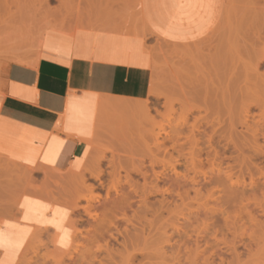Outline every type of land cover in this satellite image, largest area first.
<instances>
[{"label": "rangeland", "instance_id": "1", "mask_svg": "<svg viewBox=\"0 0 264 264\" xmlns=\"http://www.w3.org/2000/svg\"><path fill=\"white\" fill-rule=\"evenodd\" d=\"M34 1L38 2V0ZM64 1L66 0H50V6L48 5V8L55 10L60 7L59 11L62 15L60 16V12L57 13L56 11L58 10H56L53 16L55 20L62 17L65 19L64 22L62 21L64 20L63 18L60 21L57 20L62 26L57 25V27L56 24L58 23H55L54 26L52 22L55 20L50 18L52 26L49 25L43 29L40 26L30 30V32L26 30L27 22L24 23L25 25L23 24L24 14L21 15L23 19L18 16L22 20L15 21L17 25L14 23H12L14 25H11L9 23L11 20L9 22L5 20V17L8 16L5 14L6 9L3 8L4 11L2 10V1H0V47H3L2 45L5 46L2 49L3 52H0V91L4 85L6 70L11 64H33L42 56H52L48 52H53V57L59 60L73 51L76 55L89 56V51L96 48L101 49L107 55L117 57L119 62L137 66H151L154 71L153 83L157 94L151 95L141 105L130 102L131 108L126 111L125 109L116 108L113 104V102L122 101L107 100L100 101L96 109H93L89 104H82L75 108L74 121L80 125V131L91 135V129L95 123L90 159L81 170L83 160L90 149L87 146L82 158L74 168L78 173L42 171L43 179L32 178L27 181L32 190L40 191L50 201L24 197L19 204L23 210V218L44 227L47 231L50 230L52 238L50 242H43L40 234L36 233L39 236L35 235L33 245L27 255L28 258L26 257L29 260L25 259L22 264H264V213L261 212L263 209L260 207V203L264 200V189L261 187L262 185L264 186V173L261 174L264 170L258 172L255 166H252L255 180L257 179V182L263 183L262 185L258 183L253 188L249 186L251 180L248 178L247 173L245 174L244 181L246 185L252 191L254 189L255 193L249 189L250 191L243 196L241 190L230 189V183H208V181L217 177L216 166L218 164H221L222 169L226 171L228 166L234 165L235 158L239 157L240 159L238 158L237 160L239 162L245 159L248 164H261L262 166L260 167H263L264 156H257V161L256 157L250 159L254 154L255 143L252 133L246 131L240 124L237 125L238 134L243 133L245 136L241 134L240 136H243L245 141H240L242 137L238 135V141L241 146L238 145L241 151L237 154L231 153L233 151L232 147L229 153L222 154L225 143L221 141L224 145L220 142V147H218L220 143H215V146H213L214 149L217 146L216 149H218L215 150L220 153V156L213 161V156L208 157L213 150L209 149L207 144L206 146L203 144L206 141L205 137L210 135L212 129L208 121L214 120L210 111L206 112L207 115L204 111H207L210 102L221 101L220 98L216 99L213 97L211 99L210 96H214V94L212 92L207 94L205 86L211 84L214 89L216 87L224 90L229 88L228 90L234 89V91H230L231 93L235 92L237 95L240 93L238 85L242 84L244 86L246 84L243 78L245 79V70H247L248 63L251 60L245 47L246 44L243 42V35H252L253 33L249 29V23H247L245 17L251 12H255L261 14L264 18V0H224V8L227 6L229 9V19L222 24V19H220L216 27L206 37L197 41L194 40L211 28L215 20L211 21L201 33L191 34L189 31L191 28L186 31H174L168 29L167 26L166 28L159 27L145 17L153 34L147 29L140 28L136 31L132 27L137 22L136 7L132 5H135V0H129L131 3L127 0L126 2L125 0H70L69 4L73 5L66 4V7L61 4ZM12 7L14 6L12 5ZM14 8H11L10 12L11 10L16 11ZM12 13L15 14L11 12L9 16H11V19H15L14 17L16 16L12 15ZM64 14L65 16H63ZM219 24L223 26L221 31L218 29L220 28ZM261 24L259 29L264 33V19ZM92 31L96 32L97 35L93 34ZM103 32H113L120 35L103 34L102 38L99 35ZM142 38L146 39L148 48L154 55L152 61H150L149 54L141 51ZM102 39L105 40L103 41ZM261 42V46H263L264 40ZM234 50L244 51V55L241 57H244V59H239L235 65L226 61L227 53H232ZM224 63H226V66H228L227 64H233L234 66L230 65L231 67L225 68L226 66H223ZM243 63H245V66L247 65L246 69ZM215 65L217 68H215ZM210 67L211 69H209ZM228 68H233L234 70L226 71ZM215 70L218 73L214 74ZM230 72H234V74L236 72V74L239 73L242 76L245 74L242 78L244 83L238 82L241 78H238L240 75L236 74L235 77L232 76V81ZM258 72L260 73L258 74L259 76H256L255 73L252 74L256 76L255 78L263 76L261 77L263 79L258 78L260 83L264 80V68L262 67ZM252 74H250L251 78H253ZM228 75H230V78H227L229 77ZM198 78L200 79L198 80ZM192 79L197 80L192 81ZM208 79L212 82L210 83ZM223 79L225 80L224 84ZM227 79H229V82ZM177 80L180 81V84L176 83ZM256 80L250 81V85L253 86ZM197 81L201 82L199 87ZM262 83H256L255 86L260 85L261 87ZM181 84L182 86H180ZM236 84H238V88ZM263 85L262 89L264 90ZM191 87L195 89V93H200V95L195 94L194 91L192 92ZM256 88L254 87V91ZM262 89L260 90L261 93H258L259 89H256L257 93L253 95V97L256 96L255 104H258L260 108L264 107V103L260 104V102H264ZM187 91L188 95H186ZM243 93L245 94L244 91ZM217 94H219L218 96L222 95L220 90ZM197 95L198 97H196ZM206 95L209 96L207 97ZM239 95L241 96V93ZM199 96L201 97L199 98ZM229 96L232 97L234 95L231 94ZM102 102H105L104 106L100 105ZM255 104L250 107L251 116L253 115L254 117L252 116V118L255 119L249 120L251 125L254 122L255 125L258 123L259 114H261L259 107H253ZM222 110L221 115L223 116L221 118H223L221 120L228 123V115L225 117L226 111L223 108ZM208 115L210 116L208 117ZM226 123L223 124L225 127L227 126L225 125ZM261 123L262 125L264 124L263 122ZM195 124L198 129L195 131L198 136L200 135V139L202 138V144L199 146L202 149L200 154H198L199 147H197L198 150L195 146L190 145L188 141H185L184 136L189 135L193 129L191 126L193 127ZM178 126L179 129L184 131V134L180 135L181 137L176 134L178 136L176 138L182 140L178 141L179 143L174 141L175 137L173 136L179 130ZM224 126L219 127L224 128ZM259 130L258 138L256 137L258 139L257 145L259 143V146L264 149V126L260 127ZM180 145H183V148ZM204 148L206 149L203 150ZM183 151L186 154L185 156L182 154ZM193 151L196 154L195 164L192 163L193 161L188 155ZM197 154L201 156L202 161H200L202 164L201 162L199 164ZM174 167H176V170L173 169ZM239 169L237 167L236 172ZM175 171L178 173L177 176L181 178L177 179L175 177ZM55 173L57 176H54ZM99 173L100 180L96 178ZM139 173H144L147 176L148 183H158L157 188L161 191L151 195L148 203L150 202L154 205L156 202L154 207L158 210L157 208H160L158 202L163 199V194L161 193L168 190V193L164 194V198L170 201L171 205H168L170 209H160L159 213L154 215L152 212V209L154 212L156 211L154 208H150L151 212L149 209L147 211V208H143L144 206L139 203L142 200L137 195L139 194L141 197V190L145 182L144 174L141 176ZM52 175L54 177H62L63 180L60 181L62 183L54 182V179L47 180L49 179L47 176ZM183 175L188 180L190 178L198 179L197 181L200 184L194 188L195 190L201 189L200 194H196L189 181L185 182V180H182ZM157 176L159 177L158 182L155 181ZM167 177L169 178L167 179ZM116 178L120 179L121 182ZM128 180L130 184L127 183ZM81 181L83 182L81 183ZM179 181L182 184L186 183L184 184L185 186L179 187ZM233 181L237 182V178L234 177ZM112 184L117 187L119 192H114ZM131 185H133L132 188L130 187ZM204 186L206 187L204 188ZM134 187L135 189L138 187L137 193L132 192ZM108 191L110 192L109 195H107ZM177 192L181 195L184 194L186 199H183L185 201L181 200ZM126 194L127 196L129 194L132 196V207L114 209L111 202L117 201L124 196L127 197ZM257 202L260 205L255 204ZM211 211H213V214H211ZM250 213L254 218L257 217L256 220L259 223L256 227L254 225L256 221L251 220Z\"/></svg>", "mask_w": 264, "mask_h": 264}, {"label": "crops", "instance_id": "2", "mask_svg": "<svg viewBox=\"0 0 264 264\" xmlns=\"http://www.w3.org/2000/svg\"><path fill=\"white\" fill-rule=\"evenodd\" d=\"M209 1L152 0L160 23L146 17L159 27L167 26L174 31L191 28L192 33L205 20ZM219 1L218 13L211 20H215L214 25L194 41L206 37L222 18L224 0ZM141 51L153 60L145 38H142ZM48 53L52 56H42L33 64L9 65L0 91V166L18 167L24 175L10 174L13 178H9V173L0 171V264H18L23 249L36 233L40 234L41 241H51L52 232L24 219L19 204L24 197L50 201L26 182L32 178L43 179L42 171L78 173L74 165L87 146L90 149L81 170L88 163L95 123L91 135L80 131V125L74 121L75 108L89 104L96 109L102 100L138 103L151 97L154 80L151 66L126 64L108 55L99 57L96 48L89 56L76 55L73 51L60 60L53 57V52ZM25 184L28 186L23 188Z\"/></svg>", "mask_w": 264, "mask_h": 264}, {"label": "bare ground", "instance_id": "3", "mask_svg": "<svg viewBox=\"0 0 264 264\" xmlns=\"http://www.w3.org/2000/svg\"><path fill=\"white\" fill-rule=\"evenodd\" d=\"M0 1H2V10H3V8L4 9H6L5 10V14H7V16L9 17V19H8V17H5V15H4V17L6 18L5 20H8V22L9 23H11V25H17V23H15V21H20V20H22L23 18L21 17V15H25L24 17V20H26L25 22H24V20H23V24L24 23H26V30H28V32H30V30H32V29H34V28H37V27H40V26H42V28L41 29H43V28H46V27H48L49 25L50 26H52V24H54V26H55V23H58V24H56V26L58 25V26H62L61 24H59L60 22V20L63 18H61V19H59V18H56V20L54 19V16H53V13H54V11H56V10H58V11H56L57 13L58 12H60L59 11V9H60V7L58 8V9H51V8H48V5L50 6V0H38V2H35L34 0H0ZM60 1V0H59ZM120 1V0H119ZM118 1V2H119ZM127 1H129V0H127ZM133 1V0H132ZM69 2H70V0H66V1H64L63 3H61L62 4V6H64V7H66L65 5L66 4H69ZM125 2H126V0H125ZM130 3H131V1H129ZM128 2V3H129ZM210 2V8H209V10H208V13H207V15H206V18H205V20L203 21V22H201L199 25H197L196 26V29L191 33V34H197V33H201L205 28H206V26L211 22V20L216 16V13H218V6H219V0H210L209 1ZM1 3V2H0ZM132 3H134V2H132ZM12 5L14 6V7H16V8H14V7H12ZM69 5H71V3L69 4ZM73 5V4H72ZM71 5V6H72ZM133 6H135L136 8V11H135V13H136V17H137V22H139L138 24H137V22H136V25H134V23H133V25L134 26H132V27H134L135 29H136V31H138V29H142V28H144V29H147V30H149V31H151V33H153L152 32V30L150 29V27L148 26V23H147V21H146V16L148 17V18H152V19H154V20H156L157 22H159L160 23V21L156 18V15H155V13H154V11H153V6H152V0H135V5L134 4H132ZM18 6V7H17ZM62 6H61V8H62ZM129 7V6H128ZM16 9V11H13V10H11V12H14L15 14H13L12 13V15H15L16 17H14L15 19H11V16H9V13H11L10 12V9ZM17 8H18V10H17ZM130 9H131V7H129ZM128 8V9H129ZM69 9H72V8H69ZM134 9V10H135ZM2 10H1V12H2ZM74 11H75V9H73ZM112 10V9H111ZM4 11V10H3ZM18 11V12H17ZM78 11V10H77ZM76 11V12H77ZM80 11V10H79ZM78 11V12H79ZM126 11H127V9H126ZM129 11H131V10H129ZM19 13L18 15H16L17 13ZM77 12V13H78ZM81 12V11H80ZM133 12V11H132ZM112 13H113V11H112ZM114 14V13H113ZM117 15H118V13H116ZM57 15H59V14H57ZM62 14H61V12H60V16H61ZM73 15H74V13H73ZM75 15H77V14H75ZM80 15V14H79ZM133 15V14H132ZM132 15H131V17H132ZM18 16H20L22 19H19V17ZM53 16V17H52ZM55 16H56V14H55ZM63 16H65V14L63 15ZM135 16V15H134ZM229 9H228V7L226 6L225 8H224V13H223V17L221 18L222 19V22H221V24L225 21V20H227V19H229ZM57 17V16H56ZM67 17V16H66ZM77 17H78V15H77ZM82 17V16H81ZM50 18H53L52 20H55V21H53L52 22V24L50 23L51 22V19ZM106 18V17H105ZM134 18V17H133ZM132 18V19H133ZM17 19H19V20H17ZM64 19V18H63ZM70 19V18H69ZM131 19V20H132ZM264 18H263V16L261 15V14H259V13H255V12H251L248 16H246L245 17V20H247V23H249L248 25H249V29H251V31L253 32L252 33V35H243V42L246 44V48H247V52H248V56L250 57V59L251 60H253V62H251V60H250V63H248L249 65L247 66V70H245L246 71V75H247V77H246V75L244 76L245 77V79L243 78V76L241 75V74H236V72H235V74L236 75H240L238 78H241L240 80H242V78H243V80H245V82H246V84H244V86L241 84V85H238V84H236V87H237V85H238V87H239V90H240V93H241V96L238 94L237 95V93L235 94V92H233V93H231L232 91H234V89L233 90H228L229 88H227V90H224V89H218L217 87H216V89H214V86L213 85H206L205 86V91H206V93L208 94V93H210V92H212L213 94H214V96H210V98L212 99L213 97L214 98H216V99H218V98H220L221 99V101L220 100H215L214 102H210V104L208 105V107H207V111H204L205 113L206 112H208V111H210L211 112V115L213 116V119L214 120H212V121H208V123H210L211 124V133H210V135H207V137H205L206 139V141H205V143H203L205 146H206V144H207V147L209 148V149H212L213 151V153L211 152V154H209L208 152H207V154H209V156L208 157H212L213 156V161H215L216 160V158L217 157H219L220 156V153L218 152V151H216L217 149H216V147H215V149L213 148V146H215L214 144L215 143H217V144H219L221 141L222 142H224L225 143V147H224V149H223V152H221L222 154H226V153H229L230 152V149H231V147L233 148V151H231V153H235V154H237L238 152H240L241 151V148L239 147V145H240V142L238 141L239 140V136H240V134H238V130H237V125L238 124H240V125H242L243 126V128L244 129H246V131H248V132H250V133H252V137H253V140H254V143H255V147L253 148V150H254V154H253V156L252 157H250V159L252 158V159H254V157H256L255 159H256V161H257V156H264V149H262L263 147L262 146H259V143H258V145H257V141H258V137H257V135L259 134V132H260V127H263L264 126V124L262 125V123L261 122H263L264 123V107H259L258 106V104H255V102H256V96L255 97H253V95H254V93H257L256 92V89H259V91H258V93L260 92V90L263 88L262 87V85L264 84V83H262V82H264V80H262V82H260V83H262L261 84V87H260V85H258L259 86V88H258V86H257V88H256V86H255V84L256 83H258V84H260L259 83V79L258 78H261V77H263V76H260V77H258V78H255L256 76H259L258 74H260L258 71L260 70V69H262V67L264 68V45L263 46H261V41L262 40H264V33H262V31L259 29V26L260 25H262L261 23H262V20H263ZM14 20V22H12ZM50 20V21H49ZM57 20H59V21H57ZM71 20V19H70ZM77 20V19H76ZM128 20H129V18H128ZM242 20H243V18H242ZM57 21V22H56ZM63 22L65 21V19L64 20H62ZM61 21V22H62ZM79 21V20H78ZM82 21V20H81ZM80 21V22H81ZM94 21H96V20H94ZM130 21V20H129ZM123 22V21H122ZM132 22V21H131ZM130 22V23H131ZM246 22V21H245ZM8 23V24H9ZM12 23H14V24H12ZM50 23V24H49ZM71 23V22H70ZM95 23V22H94ZM103 23H105L104 21H103ZM128 23V22H127ZM73 24V23H72ZM79 24V23H78ZM96 24V23H95ZM221 24H219V27L220 28H218V29H220V31L222 30V25ZM25 25V24H24ZM24 25H21V26H23V27H25ZM101 25V24H100ZM127 25H130V24H127ZM127 25H125V26H127ZM132 25V24H131ZM57 26V27H58ZM71 26V25H70ZM76 26V25H75ZM80 26V25H79ZM91 26V25H90ZM93 26V25H92ZM97 26V25H96ZM103 26V25H102ZM101 26V27H102ZM74 27V26H73ZM128 27V26H127ZM131 27V29H133ZM152 27V26H151ZM102 28H104V27H102ZM128 28H130V27H128ZM64 29V28H63ZM69 29V28H68ZM79 29V28H78ZM248 29V30H249ZM80 30V29H79ZM90 30V29H89ZM108 30V29H107ZM111 30V29H110ZM109 30V31H110ZM246 30V29H245ZM102 31H105V30H102ZM111 31H113V30H111ZM101 32V31H100ZM120 32V31H119ZM148 32V31H147ZM247 32V31H246ZM96 33V32H95ZM125 33V32H124ZM127 33V32H126ZM135 33V32H134ZM158 33V32H157ZM154 34V33H153ZM219 34H221V32H219ZM236 34V33H235ZM263 34V35H262ZM96 35H97V33H96ZM105 35V34H104ZM223 35V34H222ZM100 37H102L103 36V34L101 33L100 35H99ZM117 36V35H116ZM115 36V37H116ZM158 36V35H157ZM218 36V35H217ZM226 36V35H225ZM228 36V35H227ZM186 37V36H185ZM191 37V36H190ZM223 37V36H222ZM103 38V37H102ZM106 38V37H105ZM117 38V37H116ZM233 38H235V37H233ZM230 39V38H229ZM103 40V39H102ZM105 40V39H104ZM103 40V41H104ZM108 40V39H107ZM111 40H115V39H111ZM221 40V39H220ZM119 41V40H118ZM225 41V40H224ZM226 41H227V39H226ZM241 41H242V38H241ZM106 42V41H105ZM110 42V41H109ZM104 44V43H103ZM121 44V43H120ZM123 44V43H122ZM1 45H2V43H1ZM99 45V44H98ZM108 45V44H107ZM110 45V44H109ZM125 45V44H124ZM3 47H5L4 45H2ZM121 46V45H120ZM3 47H0V52L2 51V49H3ZM102 47V46H101ZM108 47V46H107ZM244 46H243V48H245ZM92 50V49H91ZM91 50L89 51V54L91 53ZM98 51H99V57L101 56H107V54H105L101 49H97ZM106 50V49H105ZM114 50V49H113ZM124 50V49H123ZM244 50V49H243ZM241 51V50H234V51H232V53H227L228 55H226V61H229L228 63H233L234 65L236 64V62L237 61H239V59H244V57L243 58H241L243 55H244V51ZM223 51V50H222ZM230 51V50H229ZM3 52V51H2ZM122 52V51H121ZM109 54V53H108ZM112 54V53H111ZM135 54V53H134ZM142 54V53H141ZM116 55V54H115ZM133 55V54H132ZM138 55V54H137ZM143 55V54H142ZM182 55H184L183 53H182ZM1 56V55H0ZM109 57H111L112 58V60H117V61H119V59L117 58V57H112V56H110V55H108ZM114 56V55H113ZM134 56V55H133ZM154 56V55H153ZM139 57V56H138ZM11 58V57H10ZM14 58V57H13ZM15 60V59H14ZM249 60V59H248ZM181 62V61H180ZM243 62V61H242ZM150 63V62H149ZM190 63V62H189ZM227 63V62H226ZM226 63H224L223 64V66L225 67L226 66ZM191 64V63H190ZM233 64H230V65H233ZM239 64V63H238ZM244 65L243 66H245V63H243ZM204 65V64H203ZM210 65V64H209ZM228 66H230L229 64H227ZM233 65V66H234ZM193 66V65H192ZM204 66H208V65H204ZM216 66V65H215ZM228 66H226L225 68H227ZM232 66V67H233ZM246 66H245V69H246ZM212 67V66H211ZM211 67L209 68V69H211ZM214 67V66H213ZM223 67V68H224ZM231 67V66H230ZM194 68V67H193ZM215 68H217V66L215 67ZM156 69V68H155ZM179 69V68H178ZM208 69V68H207ZM230 69V70H229ZM233 69V68H232ZM232 69L231 68H228V69H226V71L228 70V71H232ZM205 70V69H204ZM234 70V69H233ZM243 70V69H242ZM135 71V70H134ZM184 71H185V69H184ZM187 71H189V70H187ZM206 71V70H205ZM213 71V70H212ZM216 71V70H215ZM138 72H139V70H138ZM191 72V71H190ZM238 72V71H237ZM240 72V71H239ZM244 72V71H243ZM206 73V72H205ZM214 74L215 73H218L217 71L216 72H213ZM228 73V72H227ZM231 73V78H230V75H228L229 77H227V78H230L231 80H232V76L233 77H235L236 75L234 74V72H230ZM233 73V74H232ZM241 73V72H240ZM255 73L256 74V76H253V74ZM125 74V73H124ZM250 74H252V77L254 78V79H257L258 80V82H252L254 85L252 86V85H250L251 84V82L250 81H252V80H254L253 78H251L250 76ZM192 75V74H191ZM204 75V74H203ZM210 75V74H209ZM207 76V75H206ZM225 76V75H224ZM242 76V77H241ZM74 77V76H73ZM191 77V76H190ZM217 77V76H216ZM179 78V77H178ZM186 78V77H185ZM188 78V77H187ZM192 78V77H191ZM202 78V77H201ZM208 78H210L209 76H208ZM200 78H198V80H199ZM219 80H222L221 78H218ZM236 79H237V77H236ZM251 79V80H250ZM261 79H263V78H261ZM194 80H197V79H194ZM193 79H192V81H194ZM209 80V79H208ZM217 80V79H216ZM218 80V81H219ZM228 80V82H229V79H227ZM238 80V79H237ZM240 80H238V82L239 83H244V81L242 82V81H240ZM191 81V80H190ZM210 81V80H209ZM209 81H207V83H209ZM215 81V80H214ZM225 80L223 79V84L225 83L224 82ZM233 81V80H232ZM180 81H178L177 80V82L176 83H179ZM187 82H189V81H187ZM212 81H210V83H211ZM184 83H185V81H184ZM193 83V82H192ZM196 83V82H195ZM197 83H198V87L200 86V81H197ZM219 83V82H218ZM227 83V82H226ZM235 83V82H234ZM180 84V83H179ZM189 84V83H188ZM187 84V85H188ZM190 84H191V82H190ZM212 84H214V83H212ZM177 85V84H176ZM231 85V84H230ZM233 85V84H232ZM142 86V85H141ZM155 85H154V83H152V86H151V89H150V94L152 95V96H154V95H156L157 93H156V88L154 87ZM175 86V85H174ZM180 86H182V84L180 85ZM188 86H190V85H188ZM188 86H186V87H188ZM241 86V87H240ZM264 86V85H263ZM184 87V86H183ZM236 87H234V88H236ZM237 87V88H238ZM254 87L256 88L255 89V91H254ZM182 88V87H181ZM197 88V87H196ZM231 88H232V86H231ZM190 89H192V87L190 88ZM198 89V88H197ZM195 89L193 88L192 89V92L194 91ZM219 90H220V92H221V94L222 95H220V96H218L219 94H217V93H219ZM263 90V89H262ZM231 91V92H230ZM243 91L245 92V94L243 93ZM121 92V91H120ZM125 92V91H124ZM141 92V91H140ZM197 92V91H196ZM263 92H264V90H263ZM194 93H195V91H194ZM205 93V94H206ZM261 93V92H260ZM64 94H65V92H64ZM120 94V93H119ZM180 94V93H179ZM189 93H188V91H187V94L186 95H188ZM195 94H198V95H200V93H195ZM234 95V96H232V97H230L229 95ZM264 94V93H263ZM262 94V95H263ZM140 95V94H139ZM177 95V94H176ZM198 95L196 96V97H198ZM236 95V96H235ZM195 96V95H194ZM193 96V97H194ZM207 97L209 96V95H206ZM218 96V97H217ZM238 96V97H237ZM184 97V96H183ZM201 96H199V98H200ZM181 99V98H180ZM187 99V98H186ZM238 99V100H237ZM189 100V99H188ZM208 100V99H207ZM255 100V101H254ZM197 101V100H196ZM200 101V100H199ZM250 101V102H249ZM254 101V102H253ZM263 101H264V99H263ZM130 102L131 101H122V102H113V104H114V106H116V108H118V109H125V111L126 110H129L130 108H131V104H130ZM258 102H260V101H258ZM141 103H144V102H138V104L139 105H141ZM249 103H251V104H249ZM264 102H260V104H263ZM133 104V103H132ZM252 104H255L253 107H255V106H257V108L258 109H260V111H261V114H259V121H258V123H256V125H255V122H254V124L252 123V125H251V123H249L250 121L249 120H255V119H253L252 118V116H251V106H252ZM100 105H102V106H104L105 105V102H102ZM264 105V104H263ZM145 106H147V105H145ZM144 107V106H143ZM171 108V107H170ZM190 108V107H189ZM222 108L226 111V116L225 117H227V115H228V120H227V122L228 123H226V121H222L221 119L223 118H221V116H223V115H221V110H222ZM239 108H240V110H241V112H240V110H239ZM144 109H145V111H146V108L144 107ZM169 109V108H168ZM236 109H237V111H236ZM124 111V112H125ZM223 111V110H222ZM224 111V112H225ZM259 111V112H260ZM29 113L28 114H30V111H28ZM200 112V111H199ZM25 113H26V111H25ZM33 113V112H32ZM31 113V114H32ZM126 113V112H125ZM147 113V112H146ZM203 113V112H202ZM201 113V114H202ZM20 115H23L22 114V112H20L19 113ZM35 114H37V113H35ZM130 114V113H129ZM209 114V113H208ZM24 115H27V113L26 114H24ZM206 115H207V113H206ZM29 116V115H28ZM28 116H26V117H28ZM35 116V115H34ZM39 116V115H38ZM204 116V115H203ZM210 115H208V117H209ZM250 116H251V118H250ZM25 117V116H24ZM181 117V116H180ZM207 117V116H206ZM224 117V118H225ZM254 117V116H253ZM29 118V117H28ZM195 118V117H194ZM197 118V117H196ZM128 119V118H127ZM188 119V118H187ZM31 120V119H30ZM33 120V119H32ZM39 120V119H38ZM181 120V119H180ZM209 120H211V119H209ZM37 121V120H36ZM40 121V120H39ZM39 121H37V122H39ZM44 121V120H43ZM117 121V120H116ZM141 122V121H140ZM175 122V121H174ZM184 122V121H183ZM148 123V122H147ZM188 123V122H187ZM201 123V122H200ZM224 123H226L225 125H227L226 127L223 125ZM261 123V124H260ZM41 124H44V123H41ZM45 124H47V122L45 123ZM101 124V123H100ZM103 124V123H102ZM119 124V123H118ZM180 124V126H182L181 125V123H179ZM187 125V124H186ZM124 126V125H123ZM161 126V125H160ZM189 126V125H188ZM219 126H224V128H220ZM115 127V126H114ZM120 127V126H119ZM148 127V126H147ZM126 128H128V127H126ZM164 128V127H163ZM175 128V127H174ZM173 128V129H174ZM181 128V127H180ZM189 128V127H188ZM191 128H193L191 131H190V133H189V135H184L185 136V141H188L189 142V144L190 145H193V146H195L196 148L197 147H199L200 146V144H202V141H201V139H200V135L198 136V134L196 133V131L195 130H198L197 129V125L195 124V125H193V127L191 126ZM259 128V129H258ZM178 129H179V126H178ZM58 130V129H57ZM175 130V129H174ZM236 130H237V132H236ZM160 132V131H159ZM142 134V133H141ZM176 134L178 135V136H182L183 134H184V131L182 130V129H179L176 133H175V135H173L175 138H174V141H176L177 143H179L178 141H180L181 139L179 138H176V137H178V136H176ZM132 135H134V134H132ZM137 135V134H136ZM164 135V134H163ZM206 135V134H205ZM239 135V136H238ZM241 135H243V133L241 134ZM128 136V135H127ZM135 136V135H134ZM165 136V135H164ZM168 136H169V134H168ZM180 136V137H181ZM183 136V137H184ZM243 136H245V135H243ZM243 136H240V137H242V140H240V141H245V139L243 138ZM148 137V136H147ZM257 137V138H256ZM142 138V137H141ZM158 138V137H157ZM167 138V137H166ZM263 138H264V134H263ZM176 139V140H175ZM184 139V138H183ZM160 140V139H159ZM169 140V139H168ZM167 141V140H166ZM182 141V140H181ZM141 142V141H140ZM144 142V141H143ZM169 142V141H168ZM187 142V143H188ZM201 142V143H200ZM221 142V143H222ZM183 143H184V141H183ZM221 143L218 145V147H220L221 146ZM224 143H222L223 145H224ZM124 144V143H123ZM122 144V145H123ZM162 144H163V142H162ZM184 144H186V142L184 143ZM239 144V145H238ZM125 145V144H124ZM187 145V144H186ZM189 145V146H190ZM154 146V145H153ZM158 146V145H157ZM176 146V145H175ZM181 146V145H180ZM183 146V145H182ZM181 146V147H182ZM241 146V145H240ZM179 148V147H178ZM183 148V147H182ZM186 148V147H185ZM173 149V148H172ZM190 149V148H189ZM198 149V148H197ZM199 149H200V147H199ZM198 149V150H199ZM206 148H204L203 150H205ZM184 150V149H183ZM232 150V149H231ZM129 151H130V149H129ZM128 151V152H129ZM185 151V150H184ZM184 151H183V153L182 154H184ZM191 151V150H190ZM201 151H202V149H200L199 150V152H198V154H200L201 153ZM220 151V150H219ZM127 152V151H126ZM168 152V151H167ZM179 152V151H178ZM181 152V151H180ZM189 152V151H188ZM195 151H193V152H191V153H189L188 155L191 157V160L193 161L192 163L193 164H195L196 163V158H195V153H194ZM206 152V151H205ZM130 154H131V152H129ZM187 153V152H186ZM129 154V155H130ZM151 154V153H150ZM197 154V155H198ZM206 154V155H207ZM123 155V154H122ZM128 155V156H129ZM186 154H184V156H185ZM255 155V156H254ZM181 156V155H180ZM203 156V155H202ZM240 156V155H239ZM125 157V156H124ZM123 157V158H124ZM207 157V158H208ZM114 159H115V157H113ZM126 158V157H125ZM128 158V157H127ZM131 158H134V157H131ZM238 158L239 157H237V158H235V163H234V165H231V166H228L227 168H226V171L225 170H223L222 169V166H221V164H218L217 166H216V171H217V177L215 178V179H211L210 181H208V183L210 182V184H213V183H219V184H224V182L225 183H230V189H233V190H237V191H239V190H241V193H242V196L244 195V194H247L248 193V191H250L249 189H251V188H253V187H255L256 185H258V183H260V182H257V179L255 180V178H254V175H253V170H252V166L254 167L255 166V169L258 171V172H262L264 169H263V167H260V166H262L261 164H259V165H254L253 163H251V164H248L246 161H245V159H243L241 162H239V161H237L238 160ZM2 159V158H1ZM197 159L199 160L198 162H199V164H200V162L202 161L201 160V156L200 155H198L197 156ZM209 160H210V158H208ZM240 159V158H239ZM259 159V158H258ZM262 159V158H261ZM78 161H79V159H77ZM122 160V159H121ZM154 160V159H153ZM201 160V161H200ZM208 160V161H209ZM78 161H76L77 163L74 165V168L77 166V164H78ZM175 161V160H174ZM154 162V161H153ZM176 162V161H175ZM10 163V162H9ZM114 163V162H113ZM118 163V162H117ZM125 163V162H124ZM148 163H151V162H148ZM156 163V162H155ZM257 163V162H256ZM255 163V164H256ZM262 163V162H261ZM201 164H202V162H201ZM11 165V164H10ZM8 166H9V164H8ZM19 166V165H18ZM125 166V165H124ZM133 166V165H132ZM157 166V165H156ZM166 166V165H165ZM196 166V165H195ZM20 167V166H19ZM23 167V166H22ZM21 167V168H22ZM122 167V166H121ZM152 167V166H151ZM154 167V166H153ZM237 167H239L240 169L236 172V168ZM100 168V167H99ZM170 168H172V167H170ZM213 168V167H212ZM173 169H175L176 170V167H174ZM172 169V170H173ZM22 170H23V168H22ZM140 170V169H139ZM0 171H3V172H6L8 175H12V176H16V177H19V176H23L24 177V175L23 174H21L20 173V171H21V169L20 168H18V167H1L0 166ZM100 171V170H99ZM132 171V170H131ZM145 171V170H144ZM158 171V170H157ZM174 171V170H173ZM2 172V173H3ZM69 172V171H68ZM126 172V171H125ZM139 172V171H138ZM155 172V171H154ZM28 173V172H27ZM27 173H25V174H27ZM46 173H48V172H46ZM58 173V172H57ZM96 173V172H95ZM171 173H173V172H171ZM180 173V172H179ZM247 173V175L249 176L248 178L251 180V182H249L250 183V187L251 188H248L249 186H247L246 185V182L244 181L245 179V177L244 176H246L245 174ZM264 172H262L261 174H263ZM1 174V173H0ZM21 174V175H20ZM29 174V175H28ZM27 175L28 176H30V172L28 173ZM45 174V173H44ZM51 174V173H50ZM49 174V175H50ZM73 174V173H72ZM126 174H127V172H126ZM129 174V173H128ZM138 174V173H137ZM136 174V175H137ZM139 174H141V173H139ZM142 174H144V173H142ZM142 174H141V176H142ZM175 174H176V178L177 179H179V178H181V177H179V176H177V174L178 173H176V171H175ZM255 174V173H254ZM11 175L9 176V178H13V177H11ZM54 176H57L56 175V173H55V175ZM53 175L52 176H47L49 179H47V180H51V179H54L53 181L54 182H60V181H62L63 179H62V177H54ZM167 176V175H166ZM169 176V175H168ZM0 177H1V175H0ZM5 177H7V176H5ZM32 177V176H31ZM70 177V176H69ZM74 177V176H73ZM114 177V176H113ZM143 177H144V186H143V188H142V190H141V193H142V195H141V197L139 196V194L137 195L140 199V201L141 202H139V203H141V205H143L144 207V209H146L147 208V211H148V209L150 210V212H151V209L152 208H154V210H156L155 209V203H154V205L153 204H151L150 202V204L148 203V200H149V197L151 196V195H153V194H156V193H160L161 191L160 190H158V186H157V184L155 183H148V179H147V176L144 174L143 175ZM163 177H164V175H163ZM234 177H236L237 178V182H234L233 181V178ZM241 177H243L242 178V181H241ZM67 178V177H66ZM96 178L98 179V180H100V173L96 176ZM169 177H167V179H168ZM171 178V177H170ZM175 178V179H176ZM183 179V181L185 180V182H187V181H189L190 182V184H192V188L195 190V188L194 187H197L200 183L195 179V178H190L189 180H188V178L186 177V176H184L183 175V177H182ZM45 179H46V177H45ZM117 179V178H116ZM7 180V179H6ZM117 180H119L120 181V179H117ZM158 180H159V177L157 176L156 177V179H155V181H157L158 182ZM161 180H162V178H161ZM173 180V179H172ZM181 180V179H180ZM152 182H153V180H151ZM154 181V182H155ZM176 181V180H175ZM0 182H1V178H0ZM6 182V181H5ZM83 181H81V183H82ZM121 182V181H120ZM60 183H62V182H60ZM127 183H129L130 184V181L128 180L127 181ZM0 184H2V183H0ZM26 184H29V182H26ZM25 184V185H26ZM123 184V183H122ZM133 184V183H132ZM184 184H186V183H183L182 184V182L181 181H179L178 182V185H179V187H183V186H185ZM263 184V183H262ZM261 183L259 184V185H262ZM113 185V188H114V192L116 193L117 191H118V189H117V187H115L114 186V184H112ZM153 185V186H152ZM154 185H156V186H154ZM28 185H26V186H24L23 188H25V187H27ZM30 186V185H29ZM148 186H150V187H148ZM131 188L133 187V185H131L130 186ZM206 186H204V188H205ZM263 189H264V186L262 185L261 186ZM95 188V187H94ZM93 188V189H94ZM113 188H112V190H113ZM138 187H136V189H135V187L133 188V193L135 192V193H137L138 192V189H137ZM260 188V187H259ZM197 189V188H196ZM257 189V188H256ZM255 189V191H257ZM261 189V188H260ZM35 190V189H34ZM189 190H191V189H189ZM200 190L201 189H199L198 188V190H195L196 191V194H200ZM262 190V189H261ZM187 191V190H186ZM251 191H252V189H251ZM119 192V191H118ZM176 192V191H175ZM189 192V191H188ZM253 193H255L254 192V189H253V191H252ZM140 193V194H141ZM165 193H168V190H165V191H163L161 194H163L162 196H163V199L160 201V202H158L159 203V207L160 208H157L158 210H156L155 212L153 211V209H152V212L154 213V215L155 214H157V213H159V210L160 209H163V208H165V209H170L169 208V202L170 201H168L167 200V198H164L165 196H164V194ZM170 193V192H169ZM178 193V192H177ZM250 193V192H249ZM110 194V192L108 191V193H107V195H109ZM118 194V193H117ZM136 195V194H135ZM99 196V195H98ZM126 196H127V194H126ZM129 196H130V198H129ZM129 196H127V197H121V198H119V200H117V201H114V202H111V205L113 206V208L114 209H116V208H126V207H132V200H131V195L129 194ZM176 196H177V194H176ZM178 196L181 198V200H183V201H185L183 198H185L186 199V197H184V194L183 195H181L180 193H178ZM117 198V197H116ZM151 198V197H150ZM99 199H100V197H99ZM108 199H109V196H108ZM107 199V200H108ZM100 201V200H99ZM110 202H109V204H110ZM261 202V201H260ZM263 202V203H262ZM262 202L260 203L261 204V208L263 209V211H261V212H263L264 213V200H262ZM107 204H108V202H107ZM255 204H259V202H257V203H255ZM259 204V205H260ZM140 205V206H141ZM157 205V204H156ZM171 205V204H170ZM166 206H167V208H166ZM216 206V205H215ZM247 206V205H246ZM219 207V206H218ZM151 208V209H150ZM214 209H215V207H214ZM86 210V209H85ZM90 210V209H89ZM213 210V209H212ZM217 210V209H216ZM161 212V211H160ZM212 212V213H211ZM210 213L211 214H213V211H211ZM251 214V213H250ZM260 214H262V213H260ZM126 215V214H125ZM82 217V216H81ZM251 220L252 221H256L255 223H254V225H255V227L257 226V224L259 223L256 219H257V217L256 218H254L253 217V215L251 214ZM212 218V217H211ZM259 220V219H258ZM16 222V221H15ZM226 224L228 225V223L226 222ZM238 224V223H237ZM236 224V225H237ZM243 225V224H242ZM260 225V224H259ZM234 226V225H233ZM244 226V225H243ZM251 226H253V225H251ZM35 235H38V234H35ZM35 235L33 236V238L32 239H30L31 241H30V243H28V245H26L25 246V248L23 249L24 251L22 252V254H21V256H20V260H19V262H18V264H22L24 261H25V259H27L28 258V254H29V252H30V250H31V246L33 245V242H34V239H35ZM39 236V235H38ZM54 237V236H53ZM55 238V237H54ZM252 238H253V235H252ZM60 239V238H59ZM198 240V239H197ZM168 242V241H167ZM248 244V243H247ZM249 244H251V243H249ZM127 245V244H126ZM125 246V245H124ZM247 246V245H246ZM199 249V248H198ZM233 249V248H232ZM236 249V248H235ZM251 251V250H250ZM97 255V254H96ZM137 255V254H136ZM27 257V258H26ZM95 257V256H94ZM132 257V256H131ZM92 258H93V256H92ZM136 259V258H135ZM29 259H27V261H28ZM92 260V259H91ZM26 261V262H27ZM209 261V260H208ZM207 261V262H208ZM94 262V261H93ZM102 262V261H101ZM79 263V262H78ZM209 263V262H208ZM88 264V263H87ZM205 264H207V263H205Z\"/></svg>", "mask_w": 264, "mask_h": 264}]
</instances>
